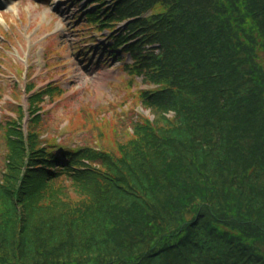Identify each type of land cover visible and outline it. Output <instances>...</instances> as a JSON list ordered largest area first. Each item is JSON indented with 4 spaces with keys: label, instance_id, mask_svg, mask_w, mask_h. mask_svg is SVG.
<instances>
[{
    "label": "trees",
    "instance_id": "obj_1",
    "mask_svg": "<svg viewBox=\"0 0 264 264\" xmlns=\"http://www.w3.org/2000/svg\"><path fill=\"white\" fill-rule=\"evenodd\" d=\"M110 9L109 28L133 18L111 48L140 36L127 50L155 82L142 92L155 117L137 122L118 155L44 143L37 107L28 136L9 122L0 264H264V247L243 238L264 231V97L253 103L264 94V0ZM65 179L81 199L62 198Z\"/></svg>",
    "mask_w": 264,
    "mask_h": 264
},
{
    "label": "rangeland",
    "instance_id": "obj_2",
    "mask_svg": "<svg viewBox=\"0 0 264 264\" xmlns=\"http://www.w3.org/2000/svg\"><path fill=\"white\" fill-rule=\"evenodd\" d=\"M94 1L78 0V6L72 0H0V183H7L13 175L4 177L9 172L7 131L11 120L3 111H18L12 103L5 104V99L15 95L27 108V96L20 88L29 69L33 85L58 88L51 89L53 98H46L42 104L36 130L44 141L58 138L60 145L71 151L91 148L118 155L119 146L135 137L137 122L154 119V111L141 97V92L153 84L129 68L134 63L129 52L119 49L120 59L110 55L111 50L105 52L112 45L113 35L103 29L106 25L86 18L85 10L96 5ZM8 5L15 8L10 10ZM233 16L230 14L228 20H235ZM125 21L115 22V29L126 26ZM76 45H80L78 51ZM262 96L257 93L253 103L259 104ZM259 134L255 135L257 140H263L264 130ZM64 181L66 194H62L61 181H54L49 186L51 191L65 200L81 199V189L70 180ZM245 237H253L264 247V231Z\"/></svg>",
    "mask_w": 264,
    "mask_h": 264
},
{
    "label": "bare ground",
    "instance_id": "obj_3",
    "mask_svg": "<svg viewBox=\"0 0 264 264\" xmlns=\"http://www.w3.org/2000/svg\"><path fill=\"white\" fill-rule=\"evenodd\" d=\"M0 17H1V15H0Z\"/></svg>",
    "mask_w": 264,
    "mask_h": 264
}]
</instances>
